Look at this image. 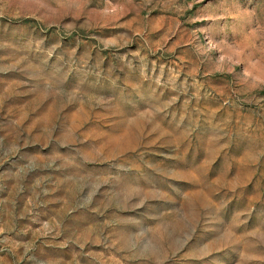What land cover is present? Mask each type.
I'll list each match as a JSON object with an SVG mask.
<instances>
[{"label":"rangeland","instance_id":"rangeland-1","mask_svg":"<svg viewBox=\"0 0 264 264\" xmlns=\"http://www.w3.org/2000/svg\"><path fill=\"white\" fill-rule=\"evenodd\" d=\"M0 264H264V0H0Z\"/></svg>","mask_w":264,"mask_h":264}]
</instances>
